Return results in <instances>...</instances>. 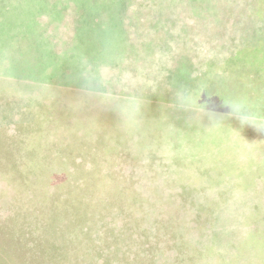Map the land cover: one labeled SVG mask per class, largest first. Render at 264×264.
<instances>
[{
	"label": "rangeland",
	"instance_id": "1",
	"mask_svg": "<svg viewBox=\"0 0 264 264\" xmlns=\"http://www.w3.org/2000/svg\"><path fill=\"white\" fill-rule=\"evenodd\" d=\"M264 0H0V264H264Z\"/></svg>",
	"mask_w": 264,
	"mask_h": 264
},
{
	"label": "clouds",
	"instance_id": "2",
	"mask_svg": "<svg viewBox=\"0 0 264 264\" xmlns=\"http://www.w3.org/2000/svg\"><path fill=\"white\" fill-rule=\"evenodd\" d=\"M230 112L242 126H251L258 133H264V117L250 112L243 102H234L229 105Z\"/></svg>",
	"mask_w": 264,
	"mask_h": 264
}]
</instances>
